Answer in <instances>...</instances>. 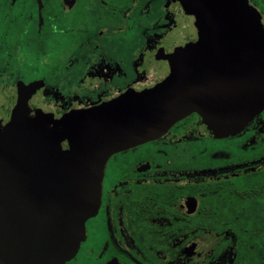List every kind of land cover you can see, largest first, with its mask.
<instances>
[{
  "label": "flooded vegetation",
  "instance_id": "1",
  "mask_svg": "<svg viewBox=\"0 0 264 264\" xmlns=\"http://www.w3.org/2000/svg\"><path fill=\"white\" fill-rule=\"evenodd\" d=\"M0 0V124L140 93L167 57L264 0ZM68 148L67 142L61 144ZM85 239L63 264H264V109L234 135L197 113L113 154Z\"/></svg>",
  "mask_w": 264,
  "mask_h": 264
},
{
  "label": "water",
  "instance_id": "2",
  "mask_svg": "<svg viewBox=\"0 0 264 264\" xmlns=\"http://www.w3.org/2000/svg\"><path fill=\"white\" fill-rule=\"evenodd\" d=\"M236 6L237 14L213 21L218 33L202 21L199 40L167 57L170 73L153 88L60 119L19 107L0 124V264L74 257L113 154L160 137L191 113L223 136L264 109V28L247 5L243 13Z\"/></svg>",
  "mask_w": 264,
  "mask_h": 264
}]
</instances>
